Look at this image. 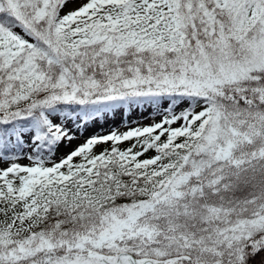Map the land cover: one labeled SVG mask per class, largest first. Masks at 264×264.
<instances>
[{
    "label": "snow or ice",
    "instance_id": "snow-or-ice-1",
    "mask_svg": "<svg viewBox=\"0 0 264 264\" xmlns=\"http://www.w3.org/2000/svg\"><path fill=\"white\" fill-rule=\"evenodd\" d=\"M0 264H264V0H0Z\"/></svg>",
    "mask_w": 264,
    "mask_h": 264
},
{
    "label": "rangeland",
    "instance_id": "rangeland-1",
    "mask_svg": "<svg viewBox=\"0 0 264 264\" xmlns=\"http://www.w3.org/2000/svg\"><path fill=\"white\" fill-rule=\"evenodd\" d=\"M142 119L139 115V113H135L132 115V117L128 118L125 117L126 120L131 119V120H136V119ZM144 123H148L147 120H143ZM119 128L120 131H124V126L121 123L120 117H116L114 120H110L108 123L103 124V128L101 129L100 125L95 126L94 128L88 129L86 132L83 133L84 136H91L96 133H106L109 129H116ZM80 141H76V143H79Z\"/></svg>",
    "mask_w": 264,
    "mask_h": 264
}]
</instances>
